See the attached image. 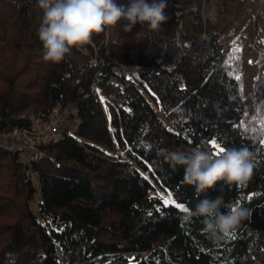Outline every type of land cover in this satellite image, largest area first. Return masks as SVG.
Here are the masks:
<instances>
[{
	"label": "trees",
	"instance_id": "1",
	"mask_svg": "<svg viewBox=\"0 0 264 264\" xmlns=\"http://www.w3.org/2000/svg\"><path fill=\"white\" fill-rule=\"evenodd\" d=\"M217 1L208 31L195 0H167L159 30L137 24L126 40L115 26L107 37L106 27L53 63L37 35V0H0V124L69 104L80 118L29 162L0 148V264H264V144L251 131L264 104V0ZM83 51L95 63L75 65ZM133 64L143 65L136 78L116 69ZM213 139L253 152V174L242 186L220 181L197 193L166 155H215ZM169 193L188 210L220 195L221 212L238 206L248 215L214 240L203 217L186 221L164 203Z\"/></svg>",
	"mask_w": 264,
	"mask_h": 264
},
{
	"label": "clouds",
	"instance_id": "2",
	"mask_svg": "<svg viewBox=\"0 0 264 264\" xmlns=\"http://www.w3.org/2000/svg\"><path fill=\"white\" fill-rule=\"evenodd\" d=\"M43 16L37 35L43 43L46 61L62 62L74 48L92 43L94 34H99L108 26H118L127 21L124 31H132L140 24L150 30H159L168 20L165 15L167 0H37ZM151 148V145H145ZM166 159L173 166H183L184 181L194 186L197 193L213 189L220 181L228 184L244 185L252 176L254 153L248 148L227 149L222 155H213L200 148L190 153L170 152ZM223 196L205 197L194 209H189L184 219L203 217V231L212 239L229 236L248 210L233 206L230 211Z\"/></svg>",
	"mask_w": 264,
	"mask_h": 264
},
{
	"label": "built area",
	"instance_id": "3",
	"mask_svg": "<svg viewBox=\"0 0 264 264\" xmlns=\"http://www.w3.org/2000/svg\"><path fill=\"white\" fill-rule=\"evenodd\" d=\"M116 69L133 77L143 69V65H122L121 68L116 67ZM91 94L103 101L106 99L99 93L96 83L91 86ZM78 124H80V118L77 104L58 105L46 116H30L27 124H0V148L20 152L29 162L31 159L44 155L43 145L61 139L68 127H70L69 132H74ZM112 154L120 159L124 158L120 149L113 151Z\"/></svg>",
	"mask_w": 264,
	"mask_h": 264
},
{
	"label": "rangeland",
	"instance_id": "4",
	"mask_svg": "<svg viewBox=\"0 0 264 264\" xmlns=\"http://www.w3.org/2000/svg\"><path fill=\"white\" fill-rule=\"evenodd\" d=\"M195 1L199 7L200 20L203 22V28L205 31H208L212 27L213 22L216 20L217 13L220 7L219 2L217 0H195ZM149 2H151V0H149ZM121 3L126 5L128 3V0H121ZM126 23L127 21L121 20L118 26H115V28L117 30L116 32L117 37L128 40L131 37L130 31L123 30L124 25ZM108 27L110 30L106 34V36L108 35L111 37L113 33V29L112 27L110 28V26ZM74 62H75V65L81 66L84 64H88V63H95V58L91 57L86 51H83L79 54L74 55ZM158 112L161 113V111H158ZM122 159H125V158H122ZM162 196L164 199H166L168 197V194H162ZM171 199L175 202L173 204H178L172 195H171ZM38 200H39V197L37 196V198L31 203L32 207L35 210H37L38 208Z\"/></svg>",
	"mask_w": 264,
	"mask_h": 264
},
{
	"label": "snow or ice",
	"instance_id": "5",
	"mask_svg": "<svg viewBox=\"0 0 264 264\" xmlns=\"http://www.w3.org/2000/svg\"><path fill=\"white\" fill-rule=\"evenodd\" d=\"M261 43H264V41H261ZM240 49H236V51H239ZM237 81H241L242 77L240 75H235L234 77ZM264 108V104L257 106L256 112L257 115L253 116L252 119L257 121L260 124V128L259 130H257L256 128H252L251 131L256 132L259 131V134L261 136V143L264 144V114L261 113V109ZM241 126L245 128V131H248V127L243 125V123L241 122ZM211 147L216 149L215 155L219 156L221 154H223V152L226 150L224 147H221L220 144H218L216 142V140H211L210 141ZM147 179V177H145ZM242 186V185H241ZM248 199H251V197H248ZM164 203L165 204H169V203H175L172 199H171V193L168 194V197L166 199H164ZM177 208H180L182 211L187 212L188 208L187 207H182L181 205L177 204L176 205ZM232 238L234 239V235L232 236Z\"/></svg>",
	"mask_w": 264,
	"mask_h": 264
}]
</instances>
